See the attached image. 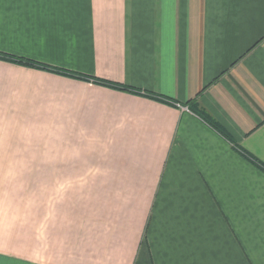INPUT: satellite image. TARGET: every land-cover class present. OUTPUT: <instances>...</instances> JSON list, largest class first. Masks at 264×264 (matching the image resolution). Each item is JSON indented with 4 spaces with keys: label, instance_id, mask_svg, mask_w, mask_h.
<instances>
[{
    "label": "crops",
    "instance_id": "0c3cea01",
    "mask_svg": "<svg viewBox=\"0 0 264 264\" xmlns=\"http://www.w3.org/2000/svg\"><path fill=\"white\" fill-rule=\"evenodd\" d=\"M0 55L88 79L0 59V264H264V0H0Z\"/></svg>",
    "mask_w": 264,
    "mask_h": 264
},
{
    "label": "trees",
    "instance_id": "16d2710c",
    "mask_svg": "<svg viewBox=\"0 0 264 264\" xmlns=\"http://www.w3.org/2000/svg\"><path fill=\"white\" fill-rule=\"evenodd\" d=\"M0 59L3 60V61H7V62H11V63H14V64H17V65H21V66H26V67H29V68H34V69H39V70H44V71H49V72H55V73H60L64 76H67V77H72V78H78V79H86L82 76H79V75H72V74H67L65 72H62V71H57V70H54V69H51L47 66H42L32 60H27V59H23V58H15V57H8V56H3V55H0ZM88 80V79H86ZM94 82L96 83H99L101 84L102 86H105V87H108V88H111V89H114V90H119V91H127V92H131L132 89H129L127 87H124L123 85H120V84H116V83H111V82H106V81H99V80H95ZM136 93V92H135ZM147 96L151 97L152 99L154 98H157V97H154V95H150V94H147ZM159 100H162V101H166L164 99H161V98H157Z\"/></svg>",
    "mask_w": 264,
    "mask_h": 264
},
{
    "label": "rangeland",
    "instance_id": "374dc122",
    "mask_svg": "<svg viewBox=\"0 0 264 264\" xmlns=\"http://www.w3.org/2000/svg\"><path fill=\"white\" fill-rule=\"evenodd\" d=\"M5 179H8V175H6V172H0V180H5ZM9 189L11 190L12 188H9ZM19 189L22 190L23 188H19ZM39 189H40L39 187H34V188L32 187V188H30V191H29L30 195H31V205H32V207H35L36 209H38V206H39L38 205ZM26 190H27V188H25V191ZM46 190H47V193H49L48 196H50V193L53 194L54 188L51 187V188H47ZM16 194H18V188H16ZM50 197H48V203H47L48 209H50V206L53 205L52 203H50V201L52 199ZM53 209H54V205H53Z\"/></svg>",
    "mask_w": 264,
    "mask_h": 264
}]
</instances>
